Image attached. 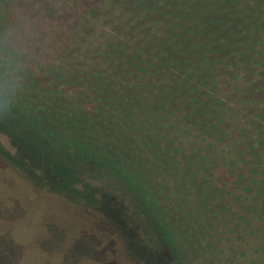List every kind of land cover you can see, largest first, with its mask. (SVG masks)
I'll use <instances>...</instances> for the list:
<instances>
[{"label": "trees", "instance_id": "trees-1", "mask_svg": "<svg viewBox=\"0 0 264 264\" xmlns=\"http://www.w3.org/2000/svg\"><path fill=\"white\" fill-rule=\"evenodd\" d=\"M184 1L163 0L167 5L166 11L169 10L168 16L176 21L179 29L175 38L192 50L187 54L190 56L187 60L190 69H182V64L172 68L174 65L168 63L167 67L171 68L168 70L153 61L137 74L134 69L139 65L132 64L129 71L130 66L126 64L129 60L117 54L110 69L102 73L80 72V77L67 73L65 77L58 71L57 76L52 75L54 82L48 86L52 88L39 87L28 73L15 72L8 82L0 80V84L5 82L6 85L4 89L0 86V114L1 107H4V112L9 111L24 123V126L12 129L0 125V163L6 169L8 167L7 175L0 178V264H35L34 253H38L44 264L69 263L61 260L64 257L60 259L64 256L63 247L69 246L68 234L71 229L80 228L81 224L90 223V220L83 212H79L83 215L77 214L78 219L72 222L74 225L69 224L65 217L58 218L54 223L65 229L63 233L58 229L57 240L50 231V225L45 224L47 215L43 214L42 208L38 211V195L54 196L60 203L70 206L65 211L71 215V206L74 205L98 211L104 223L114 228L119 242L132 259L136 258L137 250L132 245L135 251L126 248L131 233L130 243L134 239L135 243L143 245L144 253L148 250L153 258L157 255L163 260H176L168 264H179L171 244L180 245L182 251L190 246L196 248L200 260L207 258V251L215 247L212 239L216 230L219 231L216 226L223 217L221 211L232 209L225 183L224 186L215 184V196L209 198L203 193L199 198L192 197L185 193L182 186L187 174L193 175L201 166L203 170L216 166L217 162L226 158L225 151L228 156V150L222 131L208 133L205 111L198 107L197 111H193V114H198L196 117L187 112V100L190 98L188 93H196L199 86L211 92L215 82L207 85L210 73L198 68V63L202 61L203 65H208L209 61L194 48L203 49L206 42H212L211 37H221L227 45L230 38L224 31H228L226 24L230 23L228 15L215 18L218 8L212 7L208 11L204 10L206 6L199 0H192L193 3ZM250 1L257 9V15L264 12V0ZM142 3H145L144 0ZM229 3L233 7L237 5L236 0ZM241 6L246 7L248 14L252 12L251 5L242 3ZM169 23L174 26L173 21ZM246 23L249 28L253 22ZM259 25L262 27L261 23ZM254 29L256 35H261L257 23ZM168 34L173 35L172 31ZM259 39L262 40L261 36ZM234 40L235 37L230 45L235 43ZM158 43L162 45L159 39ZM176 47L173 46V49ZM153 49L149 58L161 60L160 55L152 58L158 47ZM172 57L178 58L177 54ZM6 63L13 64L11 60ZM64 78L76 84L73 90H60V82ZM191 85L195 87L191 88ZM211 96L212 92L205 93V97ZM87 98L90 101L85 103ZM210 101L214 104L213 99ZM205 102L207 100L199 105L204 108ZM190 131L203 143H199L197 150L183 145L185 138L190 139ZM5 139L13 154H9L2 145ZM41 150L53 154L51 168L41 164L43 157H37L39 152L43 153ZM11 176L22 179L16 181ZM244 190L249 198L252 191L248 186ZM7 198L17 199L18 207H13L16 212L12 213ZM1 200L7 203L8 212L4 211ZM101 210L107 216L112 215L111 222ZM154 210L158 216L154 215ZM116 213L118 216L125 214L133 223V230H127L125 222L118 221ZM244 213L235 219L236 231L246 232L251 228L250 219ZM164 230L169 232L170 240L174 242L169 243L170 246L163 241L168 242L162 234ZM148 232L155 238V245L147 240ZM78 234L85 241L92 237L87 232ZM97 236L103 259H97L100 256L89 250L92 249L89 243L86 244L87 250H83L76 261L105 264L111 260L115 264H124L120 250L117 251L122 260L113 258L112 253L117 254V251L103 243L106 237ZM54 238L60 249L52 247L50 241ZM253 252L257 253V246ZM189 253L192 254V251L189 250Z\"/></svg>", "mask_w": 264, "mask_h": 264}, {"label": "rangeland", "instance_id": "rangeland-1", "mask_svg": "<svg viewBox=\"0 0 264 264\" xmlns=\"http://www.w3.org/2000/svg\"><path fill=\"white\" fill-rule=\"evenodd\" d=\"M199 1L206 6L204 10L211 11L212 7L218 8L216 14L214 13L215 18L228 15L230 25L226 24L228 31L225 29L224 33L228 32L230 41L229 45H226L227 42L221 37H211L212 42H206L203 49L194 48L209 61L208 65H203L202 61L198 63V68L210 73L207 85L212 81L215 82L211 97H205V93H211L205 87L199 86L196 93L188 89L190 98L187 100V112L195 116L193 111H197L198 107L206 112L208 133L223 132L228 156L225 151L226 158L217 162L216 166H208L204 170L201 166L193 175L187 174L182 189L192 197L199 198L203 193L209 198L215 196V184L220 183L224 186L225 183L226 195L229 196L232 209L221 211L223 217L221 216L222 219L216 226L219 231L216 230L215 238L212 239L216 245L212 250L207 251V258L200 260L197 249L191 246L184 248V251L180 245L171 244V246L176 252L177 258L175 255L174 257L179 264H264V248H258L264 246V12L257 15V9L252 6L253 2L250 0H236V7L229 3L231 0ZM142 2L143 0H0V80L8 82L13 79L15 72L28 73L39 87L46 88L54 82L52 75L57 76L58 71L65 77L67 73H75L77 77H80V72L102 73L110 69L117 54L129 60L126 63L127 67L130 66L129 71L132 64L139 65L134 69V73L137 74L142 72L140 70L149 67L150 62L153 61L161 63L162 67H167L168 63H171L174 65L172 68L182 64V69H190L191 66L187 63L190 56L187 54L192 50L175 38L179 29L176 21L168 16L167 5L163 0ZM184 2L193 3L192 0ZM242 3L251 5L249 8L252 12L248 14L246 7L241 6ZM255 18L258 20L256 21ZM169 21L174 22L173 27ZM246 21L253 22L249 28ZM255 23L261 30L259 36L262 40L256 35ZM169 31H172L173 35H169ZM233 37L235 43L230 45ZM158 39L161 40L162 45L158 43ZM175 45L177 47L173 49ZM153 47H158V50L154 52L152 58L160 55L161 60L149 58V54L153 53ZM175 54L178 58L172 57ZM7 60H11L13 64L6 63ZM5 82L0 84L3 89L6 87ZM60 83V90L63 92L73 90L72 87L76 85L66 78ZM55 84L57 86L59 82ZM193 87L195 86L191 85V88ZM210 99H213L214 104ZM88 100L90 101V98H87L85 103H88ZM204 100L207 102L203 108L199 103ZM3 110L5 111V108L1 107L2 127L12 129L14 126H24L20 118ZM189 133L191 134L192 131ZM199 143H202L200 138H194L192 133L190 139L185 138L183 145H190V149L197 150ZM2 145L9 154H13V149L6 139ZM42 152V154L39 152L37 157H43L41 164L51 168L53 154ZM236 155H238L237 159ZM7 169L0 163V178L7 175ZM19 176H11V179L21 181L22 178ZM247 186L250 192L252 191L249 198L244 194ZM26 190L29 189L26 187ZM37 197L38 211L42 208L43 214L47 215L46 218L43 217L45 224L50 225V231L55 238L58 229L61 233L65 229L54 223L58 218H67L71 225H74L72 222L78 219L77 214H85L90 220L91 225L87 221L83 226L81 224L80 228L71 229L68 234L69 246L63 247L64 256L60 257V259L64 257L61 260L69 261L67 264H86L87 260L79 262L80 260L76 261V259L82 256L83 250H87L86 244L89 243L92 244V249L89 250L100 256L97 259L102 260V246L97 235L106 237L103 243L109 244L116 251L120 250L119 253L124 258L118 251L117 254L112 253L111 250L108 252L118 260H122V257L124 264H165V262L168 264L176 261L171 258H166L165 261L152 253L153 258L147 253L150 252L148 250L144 253L143 245L135 243L134 239L130 243L133 233L129 234L126 247L133 249V246L137 250L133 249L136 258L132 259L119 242L114 228L111 229L104 223L98 211L74 205L71 206L73 216L65 211L66 208L70 209V206L60 203L54 196L38 195ZM7 200L9 207H12V213L16 212L13 207H18L17 199L7 198ZM1 201L5 207L4 211L8 212L7 203H4L5 200ZM0 210H2L1 204ZM154 211V215L158 216L157 211ZM101 212L107 216L106 212L103 210ZM241 213L250 219L251 228L246 232L235 230V219ZM115 216L118 221L125 222L127 230H133V223L125 214L118 216L116 213ZM38 218H41L39 214ZM106 219L111 222L112 215L107 216ZM15 231L19 237L20 231L18 229ZM78 232L82 235L87 232L92 237H88L85 241ZM162 234L168 240V242L163 240L164 243L170 246L169 243L173 241L170 240L169 232L164 230ZM55 238L50 241L51 245L60 249L58 239ZM147 240L155 245V238L151 232H148ZM147 240V244L150 245ZM173 240L176 241L175 237ZM64 244L66 245L65 240ZM256 246L257 253L254 254L253 249ZM33 259L35 264H44L38 253L33 254ZM96 264H104V262H96ZM105 264L115 263L110 260Z\"/></svg>", "mask_w": 264, "mask_h": 264}]
</instances>
